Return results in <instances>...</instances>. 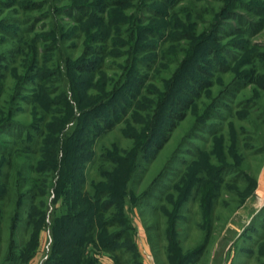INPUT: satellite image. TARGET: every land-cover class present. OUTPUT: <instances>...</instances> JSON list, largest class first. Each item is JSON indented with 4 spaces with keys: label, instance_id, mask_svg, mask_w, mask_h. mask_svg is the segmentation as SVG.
Here are the masks:
<instances>
[{
    "label": "rangeland",
    "instance_id": "374dc122",
    "mask_svg": "<svg viewBox=\"0 0 264 264\" xmlns=\"http://www.w3.org/2000/svg\"><path fill=\"white\" fill-rule=\"evenodd\" d=\"M8 1L0 0V55L5 58L0 61V73L5 77L2 79L0 111L9 108L11 101L8 96L24 76L23 66L26 68L23 55L18 53L11 57L9 53L25 42V48L36 43L41 62L51 64L45 66L42 63L44 71L57 72L51 80L38 77L22 79V87L26 91L19 96L20 111L15 120L36 126L33 125L34 107L38 105V110H43L44 100L37 94L45 88L54 92L44 95L45 99L53 102L51 113L66 112L64 102L68 101L75 113L66 128L60 129V134L57 130L62 127V121L59 122V118L54 121L55 125L51 123L54 130L46 131V137H41V128L30 131V136L20 126L0 132V166L7 165V158L2 154L10 156V152L19 145V176L27 178V182H22L14 173L16 180L24 185L16 182L14 193L21 187V192L29 194L23 217L26 221L32 220L30 224L26 221L21 223L17 230L15 239L22 243L25 250L24 261L17 264H46L49 256L54 254V229L59 217L66 213L72 215L77 209L82 211V204L75 210L72 204L78 203V196L82 198L91 193L93 179H104L106 182V178L100 175L106 176L113 163L101 158L115 154L116 149L125 157L124 151L136 147V141L131 137L145 132L149 120L143 110L155 111L159 97L151 94L143 99L144 92L167 91L179 64L188 56L190 49L183 44L185 40L180 44L184 46L169 45L165 40L171 32H164V29L172 27L173 35L177 37L187 32L189 43L196 44L199 38H207L214 25L223 19L232 0H121L125 1L121 8L111 9L117 12L112 20L117 22L112 26L101 25V20L93 26L91 15L79 22L80 12L65 14L67 7L73 3L90 4L94 0H63L60 4L50 0L52 6L56 4L59 7L57 9L55 5L51 10L47 0H27L22 6L14 8L6 7ZM236 2H243L238 7L237 17L222 26L219 43L216 44L221 68L214 60L210 62V67L207 66L212 73V77L208 78L210 86L203 88L194 98L185 118L168 132L167 141L162 143V139L159 140L161 146L154 148L144 161L145 169L133 186L135 193L141 194L170 161L173 163L170 170L165 171L167 177L156 197L148 204L128 211L135 227L133 242L137 246L139 264H185V261H191L186 264H264V90L257 84H264V0ZM26 7L29 10H22ZM93 7L92 15H99L107 22L110 10L101 5ZM8 18L10 23L5 20ZM122 21H127L128 25L125 26ZM141 26L144 32L140 31ZM98 29L112 34L107 42L106 55L98 58L101 67L93 72L75 71L83 58L87 35L93 37ZM134 33H137L136 39L139 35L140 44L145 42L151 49L157 47L153 53L134 54L141 61L145 60L135 65V69L144 76L137 77L138 88L133 93L137 99L123 101L125 97H120L112 100L110 106L104 108L108 110L112 104L118 106L112 115V111L107 113L104 109L100 112L102 118L92 113L87 115L82 121L81 132L74 135L83 117L81 111L104 99V94L112 91L113 85L128 72L129 64L134 67L135 61L126 55L135 41L132 38ZM159 47L169 48L164 62H161L163 55ZM57 48L62 49L61 55L66 62L61 61L55 66L53 59L58 62L59 57V54L56 55ZM170 59L177 63L169 64ZM205 59L210 61L211 58L206 56ZM152 60L157 61L153 64ZM160 66L162 68L159 69ZM223 67L225 71L220 72ZM178 87L179 97L187 99L185 91L191 93V84L182 81ZM60 100L63 102L59 103ZM140 109L143 110L140 112ZM20 135H23L22 142ZM33 147L34 153H37L33 156L35 162L38 160L41 165L37 171L28 173L23 165L31 155L27 149ZM57 149H60L59 152ZM75 150L82 157V162L69 179L75 182L72 188L80 192L68 200L70 204L65 205L62 200L57 201V189L63 184V178L66 179L64 163L73 164L71 153ZM53 151L58 152L57 160L63 163L62 167L58 164L56 172L44 167ZM33 183L41 186L39 196L30 200L28 189ZM187 183L191 186L185 190ZM182 196L187 201L182 207L181 218L177 224L171 225L169 216ZM5 210L10 211L7 204ZM11 212L13 215V210ZM8 215L5 214L0 225V264H11L4 261L11 236ZM76 220L78 226L73 223L68 228L69 222L66 221L65 227L78 233L79 226L83 227L90 221L83 214ZM130 246L122 241V250L117 254L99 252V264H119L118 255L122 256L123 264H134L132 252L127 250ZM81 248L63 245L62 252L55 255L63 256L64 264H93V247L85 243ZM198 251L200 257L195 260L194 253Z\"/></svg>",
    "mask_w": 264,
    "mask_h": 264
},
{
    "label": "trees",
    "instance_id": "16d2710c",
    "mask_svg": "<svg viewBox=\"0 0 264 264\" xmlns=\"http://www.w3.org/2000/svg\"><path fill=\"white\" fill-rule=\"evenodd\" d=\"M27 0L23 1H17V0H9L6 5L7 8H14L15 6H22V3ZM56 4H60L63 0H55ZM134 1V0H130ZM237 0H232L230 7H228L227 13L221 19L216 25H214V29L208 34L207 38H199L197 40V43H189L190 37L189 33H185L184 35L177 37L176 35H173L172 27L169 29H164V32H171L170 37L166 39L165 41L168 42V44L174 46H184L187 45V49H190V52L188 50V56L183 60L181 64H179L176 73L174 74V78L172 80L171 87L168 88L167 91L164 93H150V92H144L143 99H145L148 95L153 94V96H158L159 101L156 106L155 111H149V110H143L140 109V112L143 110L145 112V116L147 120H149L146 124L145 132L142 133L141 136L133 135L131 139L136 141V147L132 150L124 151L125 157L120 155L119 150H115V154H110L107 157H102V161H111L113 164L109 167V170L112 171L105 175H100V177L106 178V182H104V179L101 181H97L96 179H93L92 187H91V193L84 195L82 198L81 196H78L79 190H74L72 187H74L75 182H71L69 179V176H73L75 174L76 168H78V164L82 162V157L79 156V154L76 152H72L73 155V164L67 165L64 163V170L67 172L65 173V178H63L60 185V189H57V201L62 200L65 205L70 204L68 200H71L73 197L76 199L78 203H74L73 208L74 210L79 208V206L82 204L85 213L82 211H77L73 214L78 215H71L66 213L63 217H59L55 226V234H54V242H53V252L54 254L49 256L46 264H64L63 260L64 257L59 256L57 257L55 254H59L62 252V246L66 245L69 246V248H80L82 250V246L87 243L89 246L93 247V264H99L97 259V254L100 252H111L117 254L118 251H121L122 247H120V244L122 241H126L127 245L131 244V248L127 249L128 251L132 252L133 258L131 260H134V264H139V260L137 258V246L134 244V225L132 221L129 218L128 211L133 210L135 207H141L142 205L148 204L149 200L152 198H155L157 195V192L164 181V179L167 177V174L165 171H169L172 167V162L170 161L166 168L163 169L151 182L150 184L142 191L141 194H136L134 191V184L138 177L143 173L144 166L143 163L146 159L149 158V155L151 154L152 150L154 148H159L161 144H159V140L162 139V143L167 141L168 132L172 130V127H174L179 121L185 118L187 111L190 109L191 105L194 103V98L200 94V91L203 88H206V86H210V82H208V78L212 77L211 71H209L207 66H211L210 62L214 60L216 62V65L220 67L222 63L220 62V59L218 60V49L216 47V44L219 43V34L222 30V26H224L225 23L229 22L230 20H234L235 17H237V10L238 7L243 4V2L238 3ZM152 2V1H151ZM240 2V1H239ZM47 4H51L49 9L55 8V5L52 6V1L50 3V0H47ZM125 4V1H115V0H94L93 3H84L81 5H76V3H73L70 5V7H67V11L65 14H73L74 12H80L81 20L79 22H83V19L87 16H93V26H95L98 21L101 20V25L104 23L108 24V26H112L113 24H116L117 21H112L113 15L117 12L112 11L113 8H121L122 5ZM101 5L104 8H108L110 10L109 16L107 18V22L103 21V17L95 16L93 13V10L95 8L93 6ZM57 9H59L58 5H56ZM29 7H26L22 10L27 11ZM1 10V9H0ZM111 17V18H109ZM166 19V17H163ZM109 19L111 20L109 22ZM8 23H10L11 19H5ZM138 20V22H140ZM59 22V21H58ZM124 22V25L127 26V21ZM60 23V22H59ZM21 24V23H18ZM95 24V25H94ZM61 25V24H59ZM166 26V25H165ZM97 28H99V24L97 25ZM143 26L140 27V31L144 32ZM163 32V33H164ZM91 32L87 33L90 34ZM137 33L133 34V39L135 40L134 43L131 44V49L126 54L131 58V61H135L134 67H130L129 64V70L127 73L123 74V77L113 85L112 91L109 93L104 94V99L100 100L96 104L93 105V107H89L81 111V116L79 117L80 120L78 122V126L73 133L76 135V133L81 132L82 130V121L86 118L87 115H90L91 113L93 115H97L99 118H102L103 115L100 113L102 110L107 107V105L110 106L112 100H117L120 97H125L124 100L127 101L130 98L137 99L136 95L134 96V90L135 88H138V78H143L141 73H139L138 70L135 69V65L137 63L142 62L141 59H138L137 57L138 53H153L156 52V48H149L148 45L145 42H141L138 35V39H136ZM111 32L105 33V31H98L96 33H93V37L86 38V47L84 51L83 58L80 60V63H78V66H76L74 69L77 72H93L95 69L101 67L100 60L98 58H101L100 56L106 55V49H107V42L111 36ZM191 36V35H190ZM158 37V36H156ZM196 39V38H194ZM22 40V39H21ZM142 40V38H141ZM184 45H180L181 42H184ZM93 42V43H92ZM25 42H22L19 44V48L14 49V51H11L9 56H13L14 54L17 56L18 53L20 55H23V63L26 66V68L23 66V70L25 71L24 78L25 80L32 79V78H42V80H51L54 75L56 74V70L53 71H47L42 68V63L48 66V61L41 62V59H39L40 49L36 43H33L29 46V48L24 47ZM104 46V47H103ZM160 49V47H159ZM169 48H163L160 49L162 52V59L161 62H164L166 59L167 53L169 52ZM62 49L57 48L56 55L59 54L58 62L53 59L55 66L61 61H65L62 57L61 53ZM66 52V51H65ZM66 54V53H65ZM134 54H137L136 57ZM224 54V52H222ZM67 55V54H66ZM1 56V55H0ZM209 57L210 61H205V57ZM156 57V56H155ZM144 58V57H143ZM165 58V59H164ZM215 58V59H214ZM5 60L4 56L2 55L0 57V61ZM43 60V59H42ZM130 60V59H129ZM157 61V60H156ZM153 61V64L154 62ZM70 62V61H69ZM132 62V64H133ZM145 60L143 61V63ZM171 62H176L174 59H170L168 61L169 64ZM131 63V62H130ZM177 63V62H176ZM52 64V65H53ZM151 63L147 64L148 66ZM151 65V67L153 66ZM144 66V64H142ZM149 67L148 69H151ZM55 68V67H52ZM162 68V66L159 67V69ZM221 68V67H220ZM220 72L225 71V67L223 69H219ZM195 76H198L196 78ZM138 77V78H137ZM5 78L0 73V83H2V79ZM21 79V81H22ZM16 80V78H15ZM24 80V81H25ZM21 81L18 83L16 88H14L11 91V94L8 96L10 98L11 104L8 109H2L0 111V132L7 131L11 128H19L24 127V130L29 134L30 131L32 132L36 128H41V137H46L48 133L52 132L54 128H51V123L55 125L56 118H59V122L62 121V127H58V134H60L61 130L65 129L67 124L71 122L73 117H75V113L73 110V105L68 101L64 102L66 104V112H57V113H51L50 106L53 104L49 101V99H45L44 95L48 92L46 88L42 89L43 92L37 94L41 95V97L44 99L42 100L43 103V110H38V105L34 107L35 112L33 113L34 116V123L33 125H36L35 127L30 125H24L23 123H20L16 121L17 113L20 111V100L19 96L23 91H26L25 87H22ZM187 82L191 84L192 90L191 93L189 91H185L187 93V99L182 100L179 97V84L181 82ZM17 82V81H16ZM258 82V81H257ZM21 83V85H20ZM263 90H264V84L257 83ZM91 86H93V82L91 83ZM97 87V86H96ZM54 93V92H52ZM36 97V98H37ZM14 98V101H13ZM48 98V96H47ZM143 99L140 101L142 103ZM3 100V83L0 85V103ZM38 100V99H37ZM39 102L41 100L39 99ZM37 101V103H39ZM63 101H59V103H62ZM118 106L113 105L110 109H104V112H111V115L113 114V111L115 112ZM124 108V107H123ZM124 110V109H123ZM62 114H66L64 116H61ZM110 115V114H109ZM52 119V120H51ZM60 126V124H59ZM61 129V130H60ZM23 135L19 136L20 142H22ZM32 136V135H31ZM33 139V138H32ZM34 140V139H33ZM61 138L58 137V141L60 142ZM64 144V143H63ZM36 146V145H35ZM18 148H20L19 145L10 152V156L6 154H2V156L7 158V165L6 167L2 165L0 166V225L4 221L5 214L8 213L10 225H9V232H10V244L9 249L6 251L4 256V261L11 262V264H17V262H22L25 259V250L22 247V243H19L16 241L15 237L17 234V230L19 229L21 223L25 222L26 219H24L23 214L26 210L27 200H29L26 193L21 192V187H19L16 191V194L18 197H16V194L14 193V186L16 182H20L21 186H24L22 180H26L27 178L25 176H19L21 174L20 172V166H18L17 158L20 156V152L18 151ZM28 152L31 153L30 157L26 158L24 167L28 170V173H31L32 171H37V169L40 167L41 162L36 160L33 157L34 153V147L28 148ZM58 152L60 149H57ZM58 152H51L50 157L48 158L49 162H47L44 167L50 170L54 169V172H56L59 169V166L62 167L63 163L60 164L57 160ZM56 153V154H55ZM120 155V156H119ZM64 162V160H63ZM59 164V166H58ZM105 164V163H104ZM69 166V167H68ZM4 168V169H2ZM4 170V171H2ZM6 170V172H5ZM63 170V172H64ZM14 173L18 174V177L21 181L16 180V176H14ZM104 173V172H103ZM4 178V181H3ZM74 180V179H73ZM27 182V180H26ZM32 187L28 189V192H30L31 199L35 200L39 196V187L41 185L34 184L31 185ZM191 184H186L185 190H187ZM200 188V185H197ZM79 191V192H78ZM61 194H64L62 197ZM186 197H181L178 199L176 207L174 208L175 211L172 212V215H170V223L171 225L177 224L181 218V210L182 207L185 205L187 199ZM107 199V200H105ZM76 202V201H75ZM8 205L10 211L5 210V205ZM70 207V205H69ZM114 207H117L116 211L112 210ZM127 207L129 209H127ZM36 207L34 206L32 208L33 214ZM13 210V215L12 211ZM87 211V214H86ZM46 212H44V216ZM32 214V215H33ZM81 214L87 216L90 221L87 225H84L83 227L79 226L78 230L79 232H74V230L69 231L64 224V222L68 223V228L72 227V224H77L76 218L78 216H81ZM31 215V218H32ZM28 222V223H27ZM32 222L31 219L26 221V224H30ZM78 226V224H77ZM175 231V230H174ZM77 237V238H76ZM21 250V252H19ZM126 253H128L126 251ZM123 255V254H122ZM195 260L199 259L200 252L194 253ZM193 255V256H194ZM76 259V257H75ZM80 260V258H78ZM117 260L119 264L122 263V256L118 255ZM191 262V261H185ZM10 264V263H9Z\"/></svg>",
    "mask_w": 264,
    "mask_h": 264
}]
</instances>
